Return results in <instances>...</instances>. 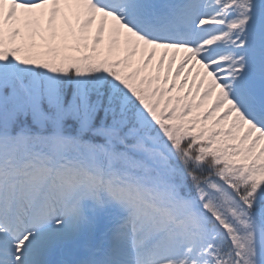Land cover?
I'll return each instance as SVG.
<instances>
[{
    "label": "snow or ice",
    "instance_id": "1",
    "mask_svg": "<svg viewBox=\"0 0 264 264\" xmlns=\"http://www.w3.org/2000/svg\"><path fill=\"white\" fill-rule=\"evenodd\" d=\"M0 264H264V0H0Z\"/></svg>",
    "mask_w": 264,
    "mask_h": 264
},
{
    "label": "rangeland",
    "instance_id": "2",
    "mask_svg": "<svg viewBox=\"0 0 264 264\" xmlns=\"http://www.w3.org/2000/svg\"><path fill=\"white\" fill-rule=\"evenodd\" d=\"M39 42H40L39 39H37V43H39ZM150 71L152 72L153 75H155L154 69H150ZM160 75H161V77H163V73H161ZM179 83H180V81H177V85H179ZM170 85H171V78L169 79V86ZM186 92H187V88H185L183 92L177 91V92L172 93V95L183 96Z\"/></svg>",
    "mask_w": 264,
    "mask_h": 264
}]
</instances>
